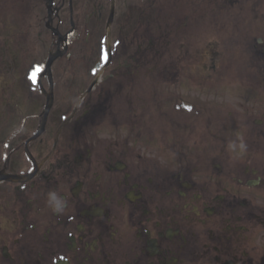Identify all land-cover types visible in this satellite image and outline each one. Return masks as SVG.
Listing matches in <instances>:
<instances>
[{"label":"flooded vegetation","instance_id":"1","mask_svg":"<svg viewBox=\"0 0 264 264\" xmlns=\"http://www.w3.org/2000/svg\"><path fill=\"white\" fill-rule=\"evenodd\" d=\"M245 2L0 0V264H264V53L242 66L215 55L213 80H202L194 43L199 23L225 29ZM233 74L248 105L232 113L228 102L219 116L214 97L198 106L194 89L215 93ZM158 87L163 132H193L199 116L223 124L203 131L198 156L139 143L134 126L119 141L115 118H145ZM50 192L66 201L62 212L48 206Z\"/></svg>","mask_w":264,"mask_h":264},{"label":"rangeland","instance_id":"2","mask_svg":"<svg viewBox=\"0 0 264 264\" xmlns=\"http://www.w3.org/2000/svg\"><path fill=\"white\" fill-rule=\"evenodd\" d=\"M248 1H252V0H247V2L244 3L245 6H242V8H240V9L233 8L230 11V12H232L231 16L235 17L234 18L235 20L231 21V23H230L231 25L228 24V26H227L230 36L225 35V37H221V38H226L227 40L229 39V42H230L229 45L222 46V43H223V39H222V43H221V46H220L219 45V39H220L219 36L214 35V36L217 37L216 40H214L212 36L208 37L209 41H207V42L210 43V46H206V48H208L210 50L211 45L215 44L218 47V50L221 53V55H223V60H221V61H226V56H225L224 52L228 53L229 50H230V51H232V54H233V52L236 51L235 48H236L237 44L240 41H242L244 39H247L249 36H250L251 39L252 38L256 39V38L261 37L260 34H262L264 36V23L261 24L262 19L264 21V0H258V2L255 3L254 5L252 3H248ZM241 11H242V14H241ZM220 15H222V14H220ZM245 19H247V20H245ZM207 22H208V24L207 23H199L195 27V30L197 28L200 29L201 38H202V34L203 33L215 31V32H220V34H221V32L225 31V29H222L224 27L223 25H221V24L213 25L208 20H207ZM258 22L261 24V26L257 25ZM233 40H235V41H233ZM189 44H190V53H191L192 52V48H191L192 41H189ZM221 48L226 49V50H223ZM244 53H246V52H244ZM234 58L235 57H232V59H234ZM247 63H248V61H247ZM169 87H170L169 88L170 91L175 88L174 85L173 86H169ZM205 92L207 93V92H210V91L205 90ZM211 95L213 96V94H211ZM154 97L155 98L160 97L159 93L154 95ZM209 97L210 96H207V99ZM263 98H264V96H263ZM229 100L230 99H228V102H229ZM222 102H224V101H222ZM225 102H227V101H225ZM237 102H238V100H237ZM216 103L218 104V101ZM229 103L233 106V110L232 109H228V110L232 111V113H234L235 112V106L233 105V103H231V102H229ZM217 104H216L215 107H213L212 110L213 111L215 110L216 112L224 114L225 110L224 109H218L217 108L218 107ZM248 104L249 103H246V104H244V106H246ZM169 105H167V107ZM201 105L202 104H200L198 106H201ZM224 105H225V103L221 104V106H224ZM249 108H250L249 113L251 115H256V114L260 113V111L252 110L250 105H249ZM140 109H142L141 106L137 107V113H138V110H140ZM157 109H158V107L152 106V111L149 110L148 118H149L150 124L152 123L151 119L153 118L152 117V112L153 113L156 112ZM207 115H208V110H207ZM199 118H205V117L199 116L198 119ZM198 121L200 122V124L196 127V132L182 134V132L180 131L179 132V136H175L174 139H170L169 140V144H171V147H174L175 150H177V151H179V150L181 151L182 148L178 149L177 143L180 144V142L182 140L183 144L185 145V148L188 149L189 151H191L192 155L196 154L195 156H198L199 154H197V153L203 151V148L206 147V143L208 141V137L203 134V131L208 132V131L212 130V128L219 130L220 129L219 126L223 125L221 123V124H216V126H211V125H209L207 123H204V121L202 119H199ZM212 124H214L213 120H212ZM157 127L160 130H162V123L161 124L157 123ZM178 128H179V130H182V126L178 127ZM157 132H159V131H157ZM150 134H152V131L150 132ZM0 136H1V133H0ZM234 137L235 136L233 135V138ZM242 139H243V137L241 139H239V141H241ZM216 140L219 142V138H216ZM239 141L235 142V143L238 144ZM214 143L216 144V142H214ZM180 146L183 147V145H180ZM168 156L170 158H172L173 161H175V159H173L172 155H168ZM190 157H191L190 154L185 153V155L182 157V160H188ZM212 159H215V158L212 157ZM203 160H207V156H205V158ZM225 162H230V161L226 160ZM231 162L233 163L234 161H231Z\"/></svg>","mask_w":264,"mask_h":264},{"label":"clouds","instance_id":"3","mask_svg":"<svg viewBox=\"0 0 264 264\" xmlns=\"http://www.w3.org/2000/svg\"><path fill=\"white\" fill-rule=\"evenodd\" d=\"M230 147L235 148L236 145L233 143ZM241 149L244 148V144L239 145ZM66 201L59 197L55 192H50L48 195V206L52 208L55 212H62L64 210Z\"/></svg>","mask_w":264,"mask_h":264},{"label":"snow or ice","instance_id":"4","mask_svg":"<svg viewBox=\"0 0 264 264\" xmlns=\"http://www.w3.org/2000/svg\"><path fill=\"white\" fill-rule=\"evenodd\" d=\"M102 60H104L105 63H107V60H108V56H107V52L105 51L101 57ZM34 79V77H33Z\"/></svg>","mask_w":264,"mask_h":264}]
</instances>
